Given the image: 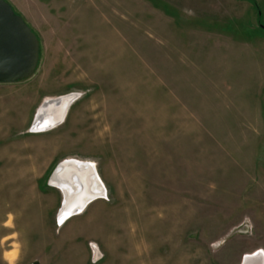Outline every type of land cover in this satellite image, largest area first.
I'll use <instances>...</instances> for the list:
<instances>
[{
    "label": "rangeland",
    "instance_id": "1",
    "mask_svg": "<svg viewBox=\"0 0 264 264\" xmlns=\"http://www.w3.org/2000/svg\"><path fill=\"white\" fill-rule=\"evenodd\" d=\"M6 1L40 61L0 84V264H264V0ZM66 159L101 194L58 223Z\"/></svg>",
    "mask_w": 264,
    "mask_h": 264
},
{
    "label": "water",
    "instance_id": "2",
    "mask_svg": "<svg viewBox=\"0 0 264 264\" xmlns=\"http://www.w3.org/2000/svg\"><path fill=\"white\" fill-rule=\"evenodd\" d=\"M39 61L40 42L36 33L24 18L14 11L12 5L8 1L0 0V84L21 83L30 79L37 70ZM63 96L43 101L31 123L30 130L32 132L37 131V129L33 127V124L40 115V109L44 108L48 103L59 102ZM65 162L66 160L61 161L55 167L48 179L50 184H54L55 175ZM93 199L94 198L89 200L87 204ZM64 203L65 200L62 202L57 212L56 218L58 223H61L60 211ZM84 207L70 214L67 218L81 212ZM262 263V254L256 252L252 255H245L241 264Z\"/></svg>",
    "mask_w": 264,
    "mask_h": 264
},
{
    "label": "bare ground",
    "instance_id": "3",
    "mask_svg": "<svg viewBox=\"0 0 264 264\" xmlns=\"http://www.w3.org/2000/svg\"><path fill=\"white\" fill-rule=\"evenodd\" d=\"M74 98L75 94H69L63 96L59 102L48 103L44 108L40 109V115L34 122L33 127L42 131L58 124L63 119L64 112ZM96 175L93 163H82L75 159H66L53 181L55 185L66 189L68 192L64 206L60 211L61 223L70 214L81 210L89 200L95 199L96 196L101 194L100 191H95L91 188L92 180L96 178ZM72 185L74 186L73 189H71ZM6 257L10 260L12 254L7 253Z\"/></svg>",
    "mask_w": 264,
    "mask_h": 264
},
{
    "label": "trees",
    "instance_id": "4",
    "mask_svg": "<svg viewBox=\"0 0 264 264\" xmlns=\"http://www.w3.org/2000/svg\"><path fill=\"white\" fill-rule=\"evenodd\" d=\"M249 1H251L252 3H253V5L257 8V3L255 2V0H249Z\"/></svg>",
    "mask_w": 264,
    "mask_h": 264
}]
</instances>
